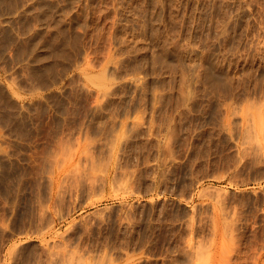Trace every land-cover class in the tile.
I'll use <instances>...</instances> for the list:
<instances>
[{
	"label": "rangeland",
	"instance_id": "374dc122",
	"mask_svg": "<svg viewBox=\"0 0 264 264\" xmlns=\"http://www.w3.org/2000/svg\"><path fill=\"white\" fill-rule=\"evenodd\" d=\"M0 2V264H264V0Z\"/></svg>",
	"mask_w": 264,
	"mask_h": 264
},
{
	"label": "bare ground",
	"instance_id": "6f19581e",
	"mask_svg": "<svg viewBox=\"0 0 264 264\" xmlns=\"http://www.w3.org/2000/svg\"><path fill=\"white\" fill-rule=\"evenodd\" d=\"M6 1H7V0H6ZM72 1H73V0H72ZM244 1H245V0H244ZM15 2H16V1H15ZM36 2H37V1H36ZM60 2H61V1H60ZM60 2H59V3H60ZM66 2H67V1H66ZM75 2H76V1H75ZM225 2H226V1H225ZM0 3H1V2H0ZM5 3H6V2H5ZM24 3H25V2H24ZM147 3H148V2H147ZM250 3H251V2H250ZM12 4H13V3H12ZM17 4H18V3H17ZM72 4H75V3L72 2ZM145 4H146V3H145ZM218 4H219V3H218ZM6 5H7V4H6ZM64 5H65V4H64ZM83 5H84V4H83ZM88 5H89V4H88ZM139 5H140V4H139ZM225 5H226V4H225ZM225 5H224V6H225ZM1 7H2V5H1ZM5 7H7V6H5ZM13 7H15V6H13ZM75 7H76V6H75ZM96 7H97V6H96ZM8 8H9V6H8ZM10 8H11V7H10ZM10 8H9V9H10ZM33 8H34V6H33ZM67 8H68V7H67ZM178 8H180V7H178ZM89 9H90V8H89ZM95 9H96V8H95ZM111 9H112V8H111ZM86 10H87V9H86ZM105 10H106V9H105ZM133 10H134V9H133ZM195 10H196V9H195ZM243 10H244V9H243ZM33 11H34V10H33ZM65 11L67 12V10L64 9V12H65ZM103 11H104V10H103ZM221 11H222V10H221ZM1 12H2V11H1ZM11 12H12V11H11ZM11 12H10V14H11ZM14 12H15V11H14ZM68 12H70V11L68 10ZM96 12H97V11H96ZM4 13H5V12H4ZM8 13H9V12H8ZM12 13H13V12H12ZM45 13H46V12H45ZM86 13H88V12H86ZM112 14H113V13H112ZM220 14H221V13H220ZM11 15H12V14H11ZM33 15H34V14H33ZM65 15H66V13H65ZM65 15H64V16H65ZM98 15H99V14H98ZM154 15H155V14H154ZM13 16H14V15H13ZM34 16H35V15H34ZM45 16H46V15H45ZM66 16H67V15H66ZM68 16H69V15H68ZM76 16H77V15H76ZM86 16H87V15H86ZM149 16H150V15H149ZM149 16H148V17H149ZM151 16H152V15H151ZM151 16H150V17H151ZM162 16H163V15H162ZM181 16H182V15H181ZM140 17H141V16H140ZM150 17H149V18H150ZM159 17H160V16H159ZM225 17H226V16H225ZM37 18H38V17H37ZM63 18H65V17H63ZM75 18H76V17H75ZM83 18H86V17L83 16ZM112 18H113V17H112ZM117 18H118V17H117ZM142 18H143V17H142ZM230 18H231V17H229V19H230ZM32 19H33V18H32ZM35 19H36V18H35ZM61 19H62V18H61ZM61 19H59V20H61ZM70 19H71V18H70ZM99 19H100V18H99ZM179 19H180V18H179ZM218 19H219V18H218ZM229 19H228V20H229ZM246 19H247V18H246ZM15 20H16V19H15ZM15 20H14V21H15ZM51 20H52V19H51ZM153 20H154V19H153ZM190 20H191V19H190ZM226 20H227V19H226ZM228 20H227V21H228ZM254 20H255V19H254ZM48 21H49V20H48ZM150 21H151V20H150ZM162 21H163V20H162ZM164 21H165V20H164ZM171 21H172V20H171ZM175 21H176V20H175ZM215 21H216V20H215ZM222 21H223V20H222ZM62 22H63V20H62ZM113 22H114V21H113ZM224 22H225V21H224ZM229 22H230V21H229ZM6 23H7V22H6ZM64 23H65V22H64ZM68 23H69V22H68ZM86 23H87V22H85V24H86ZM119 23H120V22H119ZM142 23H144V22H142ZM155 23H156V22H155ZM202 23H203V22H202ZM227 23H228V22H227ZM115 24H116V23H115ZM173 24H174V23H173ZM209 24H210V23H209ZM63 25H64V24H63ZM110 25H111V24H110ZM134 25H135V24H134ZM224 25H227V24H224ZM251 25H252V24H251ZM20 26H21V25H20ZM32 26H33V25H32ZM218 26H219V25H218ZM261 26H262V24H261ZM144 27H145V26H144ZM1 28H2V27H1ZM76 28H77V27H76ZM135 28H136V27H135ZM222 28H224V27H222ZM256 28H257V27H256ZM5 29H6V28H5ZM9 29H10V28H9ZM64 29H65V28H64ZM83 29H84V28H83ZM156 29H157V28H156ZM45 30H46V29H45ZM61 30H62V29H61ZM120 30H121V29H120ZM129 30H130V29H129ZM255 30H256V29H255ZM258 30H262V29H259V28H258ZM8 31H9V30H8ZM27 31H28V30H27ZM122 31H123V30H122ZM157 31H158V30H157ZM187 31H188V30H187ZM49 32H50V31H49ZM60 32H61V31H60ZM68 32H69V31H68ZM83 32H84V31H83ZM143 32H144V31H143ZM149 32H150V31H149ZM185 32H186V31H185ZM207 32H208V31H207ZM207 32H206V33H207ZM28 33H29V32H28ZM61 33H62V32H61ZM61 33H59V35H60ZM126 33H127V32H126ZM179 33H180V32H179ZM82 34H83V33H82ZM85 34H86V32H85ZM186 34H187V33H186ZM188 34H189V33H188ZM204 34H205V33H204ZM48 35H49V34H48ZM61 35H62V34H61ZM116 35H117V34H116ZM120 35H121V34H120ZM57 36H58V35H57ZM121 36H122V35H121ZM180 36H181V35H180ZM217 36H218V35H217ZM225 36H226V35H225ZM241 36H242V35H241ZM22 37H23V36H22ZM32 37H33V36H32ZM55 37H56V35H55ZM82 37H83V36H82ZM85 37H86V36H85ZM128 37H129V36H128ZM149 37H150V36H149ZM24 38H25V37H24ZM61 38H62V37H61ZM61 38H60V39H61ZM87 38H88V37H87ZM95 38H96V37H95ZM28 39H29V37H28ZM32 39H33V38H32ZM50 39H51V38H50ZM144 39H145V38H144ZM146 39H147V38H146ZM0 40H1V39H0ZM2 40H3V39H2ZM47 40H48V39H47ZM70 40H71V39H70ZM122 40H123V38H122ZM257 40H258V39H257ZM6 41H7V39H6ZM9 41H10V40H9ZM25 41H26V40H25ZM27 41H28V40H27ZM35 41H36V40H35ZM50 41H51V40H50ZM78 41H79V40H78ZM95 41H96V39H95ZM99 41H100V40H99ZM201 41H202V40H201ZM52 42H53V41H52ZM81 42H82V41H81ZM122 42H123V41H122ZM204 42H205V41H204ZM26 43H27V42H26ZM32 43H33V42H32ZM59 43H60V42H59ZM247 43H248V42H247ZM1 44H2V43H1ZM1 44H0V45H1ZM5 44H6V43H5ZM36 44H37V43H36ZM60 44H61V43H60ZM86 44H87V43H86ZM190 44H191V43H190ZM12 45H13V44H12ZM37 45H38V44H37ZM83 45H84V44H83ZM87 45H88V44H87ZM242 45H244V44H242ZM257 45H258V44H257ZM262 45H264V44H261L260 46H262ZM54 46H55V45H54ZM99 46H100V45H99ZM112 46H113V45H112ZM128 46H129V45H128ZM139 46H140V45H139ZM192 46H193V45H192ZM238 46H239V45H238ZM251 46H252V45H251ZM251 46H250V48H251ZM255 46H256V45H255ZM4 47H5V45H4ZM12 47H13V46H12ZM90 47H91V46H90ZM108 47H109V46H108ZM129 47H130V46H129ZM136 47H137V46H136ZM136 47H134V48H136ZM213 47H214V46H213ZM246 47H248V46H246ZM257 47H258V46H257ZM34 48H35V47H34ZM60 48H61V47H60ZM134 48H133V49H134ZM153 48H154V47H153ZM193 48H194V47H193ZM197 48H198V47H197ZM200 48H201V47H200ZM258 48H259V47H258ZM107 49H108V48H107ZM203 49H204V46H203ZM205 49H206V48H205ZM236 49H237V48H236ZM241 49H242V48H241ZM245 49H246V48H245ZM1 50H2V49H1ZM83 50H84V49H83ZM96 50H97V49H96ZM124 50H126V49H124ZM145 50H146V49H145ZM199 50H200V49H199ZM251 50H252V49H251ZM8 51H9V50H8ZM10 51H11V50H10ZM182 51H183V50H182ZM193 51H194V50H193ZM234 51H235V50H234ZM238 51H239V49H238ZM242 51H244V50H242ZM242 51H240V52H242ZM245 51H246V50H245ZM3 52H5V51H3ZM79 52H80V51H79ZM144 52H145V51H144ZM168 52H169V51H168ZM197 52H198V51H197ZM202 52L204 53V51H202ZM254 52H256V51L254 50ZM261 52H262V51H261ZM63 53H64V52H62V54H63ZM67 53H68V52H67ZM88 53H89V52H88ZM107 53L109 54V52H107ZM120 53H121V52H120ZM156 53H157V52H156ZM207 53H208V52H207ZM217 53H218V52H217ZM242 53H243V52H242ZM1 54H2V53H1ZM84 54H85V53H84ZM97 54H98V53H97ZM129 54H131V53H129ZM136 54H137V53H136ZM163 54H164V53H163ZM182 54H183V53H182ZM194 54H195V53H194ZM200 54H201V52H200ZM213 54H214V53H213ZM262 54H264V53H262ZM37 55H38V54H37ZM65 55H66V53H65ZM67 55H68V54H67ZM74 55H75V54H74ZM85 55L87 56V54H85ZM134 55H135V54H134ZM160 55H161V54H160ZM217 55H218V54H217ZM260 55H261V54H260ZM4 56H5V55H4ZM68 56H69V55H68ZM79 56H80V54H79ZM83 56H84V55H83ZM108 56H109V55H108ZM128 56H129V55H128ZM168 56H169V55H168ZM181 56H182V55H181ZM28 57H29V56H28ZM80 57H82V54H81ZM84 57H85V56H84ZM84 57H83V58H84ZM87 57H88V56H87ZM144 57H145V56H144ZM22 58H23V57H22ZM42 58H43V57H42ZM128 58H129V57H128ZM140 58H141V57H140ZM159 58H160V56H159ZM222 58H223V57H222ZM249 58H250V57H249ZM39 59H41V58L39 57ZM63 59H64V58H63ZM74 59H75V58H74ZM85 59H86V58H85ZM89 59H90V58H89ZM135 59H136V58H135ZM156 59H157V58H156ZM184 59H185V58H184ZM193 59H194V58H193ZM253 59H254V58H253ZM43 60H44V59H43ZM66 60H67V59H66ZM77 60H78V59H77ZM132 60H133V59H132ZM138 60H139V59H138ZM182 60H183V59H182ZM203 60H204V59H203ZM214 60H215V59H214ZM242 60H243V59H242ZM260 60H261V59H260ZM37 61H38V60H37ZM73 61H74V60H73ZM85 61H86V60H85ZM98 61H99V60H98ZM136 61H137V60H136ZM208 61H210V60H208ZM248 61H249V60H248ZM250 61H251V60H250ZM253 61H254V60H253ZM257 61H258V60H257ZM12 62H13V61H12ZM20 62H21V61H20ZM43 62H44V61H43ZM79 62H80V61H79ZM81 62H82V60H81ZM81 62H80V63H81ZM121 62H122V61H121ZM192 62H193V61H192ZM199 62H201V61H199ZM199 62H197V63H199ZM212 62H213V61H212ZM239 62H240V61H239ZM244 62H245V61H244ZM14 63H15V62H14ZM22 63H23V62H22ZM74 63H75V62H74ZM76 63H78V61H77ZM92 63H93V62H92ZM104 63H105V62H104ZM112 63H113V62H112ZM126 63H127V62H126ZM133 63H134V62H133ZM138 63H139V62H138ZM208 63H209V62H208ZM230 63H231V62H230ZM250 63H251V62H250ZM82 64H83V62H82ZM88 64H90V63H88ZM88 64H87V67L89 66ZM96 64H97V63H96ZM123 64H124V63H123ZM134 64H135V63H134ZM169 64H170V62H169ZM186 64H187V63H186ZM218 64H219V63H217V65H218ZM247 64H248V63H247ZM73 65H74V64H73ZM78 65H79V64H78ZM85 65H86V64H85ZM85 65H84V66H85ZM91 65H92V64H90V66H91ZM102 65H103V64H102ZM106 65H107V64H106ZM124 65H125V64H124ZM166 65H167V64H166ZM174 65H175V64H174ZM180 65H181V64H180ZM184 65H185V64H184ZM184 65H183V66H184ZM205 65H206V64H205ZM215 65H216V63H215ZM220 65H221V64H220ZM236 65H237V64H236ZM75 66H76V64H75ZM96 66H97V65H96ZM130 66H131V65H130ZM188 66H189V65H188ZM193 66H194V65H193ZM196 66H197V65H196ZM251 66H252V65H251ZM52 67H53V66H52ZM100 67H101V66H100ZM102 67H103V66H102ZM135 67H136V66H135ZM141 67H142V66H141ZM141 67H140V68H141ZM191 67H192V66H191ZM199 67H200V66H199ZM221 67H222V66H221ZM224 67H225V66H224ZM16 68H17V67H16ZM71 68H73V67H71ZM77 68H78V67H77ZM83 68H84V67H83ZM83 68H82V69H83ZM182 68H184V67H182ZM200 68H201V67H200ZM214 68H216V67H214ZM51 69H52V68H51ZM74 69H76V68H74ZM79 69H80V68H79ZM79 69H78V70H79ZM82 69H80V70H82ZM101 69H102V68H101ZM106 69H107V68H106ZM110 69H111V68H110ZM175 69H176V68H175ZM201 69H202V68H201ZM207 69H209V68H207ZM231 69H232V68H231ZM127 70H128V69H127ZM137 70H138V69H137ZM187 70H188V69H187ZM82 71H83V70H82ZM101 71H102V70H101ZM133 71H134V70H133ZM135 71H136V70H135ZM135 71H134V72H135ZM140 71H141V70H140ZM140 71H139V72H140ZM238 71H239V70H238ZM244 71H245V70H244ZM6 72H7V71H6ZM62 72H63V71H62ZM103 72H104V70H103ZM183 72H185V71H183ZM187 72H188V71H187ZM196 72H197V71H196ZM196 72H195V73H196ZM201 72H202V71H201ZM109 73H110V72H109ZM111 73H112V72H111ZM129 73H130V72H129ZM135 73H136V72H135ZM185 73H186V72H185ZM234 73H235V72H234ZM84 74H85V73H84ZM84 74H83V76H84ZM102 74L104 75V73H101L100 75H102ZM130 74H131V73H130ZM130 74H129V76H130ZM155 74H156V73H155ZM196 74H197V73H196ZM207 74H208V73H207ZM216 74H217V73H216ZM216 74H215V75H216ZM239 74H240V73H239ZM248 74H249V73H248ZM96 75H97V74H96ZM96 75H92V77H93V76H96ZM100 75L98 76L99 78H100ZM103 75H102L101 78H103ZM117 75H118V74H117ZM127 75H128V74H127ZM172 75H173V74H172ZM90 76H91V75H90ZM141 76H142V75H141ZM146 76H147V75H146ZM173 76H174V75H173ZM182 76H183V75H182ZM182 76H181V77H182ZM199 76H201V75H199ZM212 76H213V75L211 74V77H212ZM239 76H240V75H239ZM239 76H238V77H239ZM243 76H244V75H243ZM78 77H79V76H78ZM85 77H87V76H85ZM105 77H106V75H105ZM123 77H124V75H123ZM211 77H210V78H211ZM225 77H226V76H225ZM10 78H11V77H10ZM101 78H100V79H101ZM108 78H109V77H108ZM135 78H136V77H135ZM145 78H146V77H145ZM186 78H187V77H186ZM196 78H197V76H196ZM231 78H232V77H231ZM235 78H236V77H235ZM239 78H240V80H241V77H239ZM253 78H254V77H253ZM50 79H51V78H50ZM69 79H70V78H69ZM110 79H112V78H110ZM118 79H119V78H118ZM157 79H159V78H157ZM199 79H200V78H199ZM212 79H214V78H212ZM237 79H238V78H237ZM237 79H236V80H237ZM24 80H25V79H24ZM86 80H87V79H86ZM102 80H103V79H102ZM164 80H165V79H164ZM191 80H192V79H191ZM214 80H215V79H214ZM227 80H228V79H227ZM234 80H235V79H234ZM240 80H239V81H240ZM247 80H248V79H247ZM261 80H262V79H261ZM33 81H34V80H33ZM100 81H101V80H100ZM115 81H116V80H115ZM131 81H132V80H131ZM140 81H141V80H140ZM185 81H186V80H185ZM193 81H194V79H193ZM197 81H198V80H197ZM212 81H213V80H212ZM217 81H218V80H217ZM248 81H249V80H248ZM27 82H28V81H27ZM44 82H45V80H44ZM75 82H76V81H75ZM80 82H82V81H80ZM105 82H107V81H105ZM138 82H139V81H138ZM164 82H165V81H164ZM186 82H187V81H186ZM186 82H185V83H186ZM195 82H196V80H195ZM198 82H199V81H198ZM20 83H21V82H20ZM25 83H26V82H25ZM122 83H123V82H122ZM188 83H189V82H188ZM193 83H194V82H193ZM216 83H217V82H216ZM225 83H226V82H225ZM230 83H231V82H230ZM77 84H78V83H77ZM131 84H132V83H131ZM139 84H140V83H139ZM218 84H219V83H218ZM228 84H229V83H228ZM235 84H236V83H235ZM242 84H243V83H242ZM69 85H70V84H69ZM80 85H81V84H80ZM83 85H84V84H82V86H83ZM123 85H124V83H123ZM161 85H162V84H161ZM187 85H189V84H187ZM194 85H195V83H194ZM196 85H197V84H196ZM223 85H224V84H223ZM24 86H25V85H24ZM31 86H32V85H31ZM36 86H37V85H36ZM45 86H46V85H45ZM82 86H81V87H82ZM104 86H105V85H104ZM118 86H119V85H118ZM189 86H190V85H189ZM216 86H217V85H216ZM229 86H230V85H229ZM50 87H51V86H50ZM76 87H77V86H76ZM111 87H112V86H111ZM125 87H126V86H125ZM125 87H124V88H125ZM133 87H134V86H133ZM160 87H161V86H160ZM185 87H186V86H185ZM205 87H206V86H205ZM205 87H204V88H205ZM211 87H212V86H211ZM218 87H219V86H218ZM239 87H240V86H239ZM33 88H34V87H33ZM124 88H122V89H124ZM126 88H127V87H126ZM129 88H130V87H129ZM193 88H194V87H193ZM212 88H213V87H212ZM35 89L38 90L37 88H35ZM72 89H73V88H72ZM84 89H85V88H84ZM104 89H105V88H104ZM109 89H110V88H109ZM109 89H108V90H109ZM149 89L151 90V88H149ZM160 89H161V88H160ZM187 89H188V88H187ZM196 89H197V88H196ZM220 89H221V88H220ZM222 89H223V88H222ZM225 89H226V88H225ZM241 89H242V87H241ZM63 90H64V89H63ZM80 90H82V89L80 88ZM106 90H107V89H106ZM166 90H167V89H166ZM188 90H189V89H188ZM190 90H191V89H190ZM218 90H219V88H218ZM226 90H227V89H226ZM12 91H13V90H12ZM57 91H58V90H57ZM85 91H86V90H85ZM91 91H92V90H91ZM114 91H115V90H114ZM137 91H138V90H137ZM238 91H240V90H238ZM86 92H87V91H86ZM105 92H106V91H105ZM108 92H109V91H108ZM151 92H152V91H151ZM158 92H159V91H158ZM189 92H190V91H189ZM209 92H210V91H209ZM228 92H229V91H228ZM32 93H33V92H32ZM72 93H74V92H72ZM72 93H71V94H72ZM88 93H89V92H88ZM119 93H120V92H119ZM124 93H125V92H124ZM129 93H130V92H129ZM131 93H132V92H131ZM156 93H157V92H156ZM168 93H169V92H168ZM187 93H188V92H187ZM193 93H195V92H193ZM193 93H191V94H193ZM207 93H208V92H207ZM219 93H220V91H219ZM13 94H14V93H13ZM101 94H102V93H101ZM125 94H126V93H125ZM160 94H161V93H160ZM191 94H190V95H191ZM196 94H197V93H196ZM228 94H229V93H228ZM236 94H238V93H236ZM103 95H104V94H103ZM126 95H127V94H126ZM129 95H130V94H129ZM138 95H139V94H138ZM144 95H145V94H144ZM205 95H206V94H205ZM219 95H220V94H219ZM2 96H3V95H2ZM83 96H84V95H83ZM100 96H101V95H100ZM100 96H99V97H100ZM107 96H108V95H107ZM165 96H166V95H165ZM191 96H192V95H191ZM207 96H208V95H207ZM224 96H225V95H224ZM224 96H223V97H224ZM7 97H9V96H7ZM68 97H69V96H68ZM102 97H103V96H102ZM153 97H154V95H153ZM226 97H227V96H226ZM253 97H254V96H253ZM75 98H76V97H75ZM119 98H120V97H119ZM197 98H198V97H197ZM221 98H222V97H221ZM241 98H242V97H241ZM245 98H246V97H245ZM245 98H244V99H245ZM249 98H250V97H249ZM249 98H248V99H249ZM251 98H252V97H251ZM254 98H257V97H254ZM254 98H253V99H254ZM102 99H103V98H102ZM142 99H143V98H142ZM154 99H155V98H154ZM183 99H184V98H183ZM187 99H188V98H187ZM228 99H229V98H228ZM244 99H242V100H244ZM258 99L260 100V98H258ZM11 100H12V99H11ZM150 100H151V99H150ZM197 100H198V99H197ZM217 100H218V99H217ZM224 100H226V98H225ZM229 100H230V99H229ZM229 100H228V101H229ZM249 100H250V99H249ZM261 100H262V99H261ZM12 101H13V100H12ZM96 101H97V100H96ZM141 101H142V100H141ZM203 101H204V100H203ZM212 101H213V99H212ZM226 101H227V100H226ZM246 101H247V100H246ZM246 101H245V102H246ZM250 101H251V100H250ZM253 101H254V100H253ZM101 102H102V101H101ZM247 102H248V101H247ZM254 102H255V101H254ZM258 102H259V101H257V103H258ZM262 102H264V101H262ZM262 102H261V103H262ZM0 103H1V102H0ZM3 103H4V102H3ZM7 103H8V101H7ZM188 103H189V102H188ZM127 104H128V103H127ZM131 104H132V103H131ZM135 104H136V103H135ZM165 104H166V103H165ZM1 105H2V104H1ZM4 105H5V104H4ZM10 105H11V104H10ZM10 105H9V106H10ZM27 105H28V104H27ZM30 105H31V104H30ZM97 105H98V104H97ZM123 105H124V104H123ZM136 105H137V104H136ZM153 105H154V104H153ZM187 105H188V104H187ZM248 105H249V104H248ZM250 105H251V103H250ZM250 105H249V107H250ZM262 105H264V104H262ZM262 105L259 107V105L257 104V107L259 108V110H260L261 107H264V106H262ZM41 106H42V105H41ZM94 106H95V105H94ZM128 106H129V105H128ZM147 106H148V105H147ZM160 106H161V105H160ZM217 106H218V105H217ZM220 106H221V105H220ZM223 106H224V104H223ZM226 106H228V105H226ZM246 106H247V105H245V107H246ZM251 106H254V104L251 105ZM255 106H256V105H255ZM20 107H21V106H20ZM52 107H53V106H52ZM120 107H121V106H120ZM125 107H126V106H125ZM142 107H143V105H142ZM224 107H225V106H224ZM2 108H3V107H2ZM6 108H7V107H6ZM12 108H13V106H12ZM18 108H19V107H18ZM91 108H92V107H91ZM129 108H130V107H129ZM158 108H159V107H158ZM174 108H175V107H174ZM213 108H214V107H213ZM240 108H242V106H241ZM252 108H253V107H252ZM252 108L250 107L249 109L251 110ZM23 109H24V106H23ZM102 109H103V108H102ZM135 109H136V108H135ZM220 109H221V108H220ZM222 109H223V108H222ZM246 109H247V108H246ZM255 109H256V107H255ZM261 109H262V108H261ZM10 110H11V109H10ZM34 110H35V109H34ZM125 110H126V109H125ZM164 110H165V109H164ZM169 110H170V108H169ZM250 110H249V111H250ZM252 110H253V109H252ZM256 110H257V109H256ZM256 110H253V111H255V112L259 111V110H257V111H256ZM135 111H136V110H135ZM167 111H168V110H167ZM187 111H188V110H187ZM193 111H194V110H193ZM210 111H211V110H210ZM215 111H216V110H215ZM220 111L222 112L223 110H220ZM220 111H219V112H220ZM241 111H242V110H241ZM247 111H248V109L246 110V113H247ZM253 111H252V112H253ZM3 112H4V111H3ZM18 112H19V111H18ZM113 112H114V111H113ZM199 112H200V111H199ZM221 112H220V113H221ZM20 113H21V112H20ZM52 113H53V112H52ZM100 113H101V112H100ZM124 113H126V112H124ZM189 113H190V112H189ZM230 113H231V112H230ZM248 113H249V112H248ZM248 113H247V114H248ZM257 113H258V112H257ZM34 114H35V113H34ZM112 114H113V113H112ZM178 114H179V113H178ZM224 114H225V113H224ZM224 114H223V115H224ZM243 114H244V113H243ZM250 114H251V112H250ZM250 114H248L247 117H248ZM127 115H128V114H127ZM168 115H169V114H168ZM202 115H203V114H202ZM219 115H220V114H219ZM221 115H222V114H221ZM225 115H226V114H225ZM240 115H242V113H241ZM253 115H254V112H253ZM3 116H4V114H3ZM5 116H6V114H5ZM5 116H4V117H5ZM9 116H10V115H9ZM39 116H40V115H39ZM115 116H116V115H115ZM229 116H230V115H229ZM256 116H257V115H256ZM7 117H8V116H7ZM32 117H33V116H32ZM40 117H41V116H40ZM109 117H110V116H109ZM127 117H128V116H127ZM208 117H209V116H208ZM221 117H222V116H221ZM245 117H246V115H245ZM249 117H250V116H249ZM254 117H255V116H254ZM2 118H3V117H2ZM96 118H97V117H96ZM102 118H103V117H102ZM123 118H125V117H123ZM177 118H178V117H177ZM211 118H212V117H211ZM231 118H233V117H231ZM242 118H243V117H242ZM257 118H258V116L256 117V119H257ZM32 119H33V118H32ZM71 119H73V118H71ZM71 119H70V120H71ZM109 119H110V118H109ZM116 119H117V118H116ZM135 119H136V117H135ZM137 119H138V118H137ZM137 119H136V120H137ZM140 119H141V118L139 117L138 120H140ZM199 119H200V118H199ZM221 119H222V118H221ZM228 119H229V118H228ZM235 119H236V118H235ZM39 120H40V119H39ZM157 120H158V119H157ZM175 120H176V119H175ZM192 120H193V119H192ZM223 120H224V119H223ZM245 120H246V119H245ZM247 120H248V119H247ZM257 120H258V119H257ZM113 121H114V120H113ZM130 121H131V120H130ZM132 121H133V120H132ZM140 121H141V120H140ZM163 121H164V120H163ZM242 121H243V120H242ZM260 121H261V120H260ZM4 122H5V121H4ZM68 122H69V121H68ZM119 122H120V121H119ZM146 122H147V121H146ZM197 122H199V121H197ZM214 122H215V121H214ZM232 122H233V121H232ZM235 122H236V121H235ZM243 122H244V121H243ZM246 122H247V121H246ZM251 122H253V120H251ZM52 123H53V121H52ZM80 123H81V122H80ZM82 123H83V122H82ZM168 123H169V122H168ZM247 123H248V122H247ZM255 123H256V121H254V124H255ZM5 124H6V123H5ZM15 124H16V123H15ZM54 124H55V123H54ZM126 124H127V123H126ZM149 124H150V123H149ZM158 124H159V123H158ZM194 124H196V123L194 122ZM209 124H210V123H209ZM251 124H253V123H251ZM254 124H253V125H254ZM108 125H109V124H108ZM141 125H142V124H141ZM175 125H176V124H175ZM191 125H192V124H191ZM191 125H190V126H191ZM206 125H207V124H206ZM216 125H217V124H216ZM239 125H241V123H240ZM245 125H246V127H247V124H246V123H245ZM248 125H249V124H248ZM261 125H262V124H261ZM16 126H17V125H16ZM110 126H111V125H110ZM118 126H119V125H118ZM135 126H136V123H135ZM137 126H138V125H137ZM197 126H198V125H197ZM237 126H238V124H237ZM11 127H12V126H11ZM123 127H124V126H123ZM125 127H126V126H125ZM167 127H168V126H167ZM181 127H182V126H181ZM204 127H205V126H204ZM209 127H210V126H209ZM213 127H214V126H213ZM223 127H224V126H223ZM230 127H231V126H230ZM248 127H249V126H248ZM248 127H247V128H248ZM254 127H255V129H256V124H255ZM254 127H251V126H250L249 128H254ZM261 127H264V126H261ZM132 128H133V127H132ZM139 128H140V127H139ZM149 128H150V127H149ZM192 128H193V127H192ZM219 128H220V127H219ZM240 128H242V127L240 126ZM22 129H23V128H22ZM84 129H85V128H84ZM117 129H118V128H117ZM146 129H148V128L146 127ZM168 129H169V128H168ZM195 129H196V128H195ZM236 129H237V128H236ZM238 129H239V128H238ZM81 130H82V129H81ZM138 130H139V129H138ZM198 130H200V129H198ZM218 130H219V129H218ZM230 130H231V129H230ZM230 130H229V131H230ZM239 130H240V129H239ZM246 130H247V129H246ZM250 130H251V129H250ZM259 130H262V129L259 127ZM20 131H21V130H20ZM129 131H130V130H129ZM131 131H132V133H133V130H132V129H131ZM144 131H145V130H144ZM153 131H154V130H153ZM213 131H214V130H213ZM224 131H225V130H224ZM224 131H223V132H224ZM237 131H238V130H237ZM243 131H244V130H243ZM255 131H256V130H255ZM255 131L253 130V133H254ZM262 131H264V130H262ZM124 132H125V131H124ZM124 132H121V134L123 135ZM149 132H150V131H149ZM221 132H222V131H221ZM244 132H245V131H244ZM247 132H249V131H247ZM247 132L244 133V135H243L244 137L246 136L245 134H247ZM251 132H252V131H251ZM17 133H18V132H17ZM116 133H117V132H116ZM129 133H131V132H128V134H129ZM157 133H158V132H157ZM170 133H171V132H170ZM242 133H243V132H242ZM19 134H20V133H19ZM21 134H22V133H21ZM154 134H155V133H154ZM216 134H217V133H216ZM230 134H231V136H232V132H231ZM234 134H236V133H234ZM248 134H249V133H248ZM254 134H255V133H254ZM114 135H115V134H114ZM114 135H113V136H114ZM122 135H121V136H122ZM156 135H157V134H156ZM160 135H161V134H160ZM192 135H193V134H192ZM217 135H218V134H217ZM221 135H222V134H221ZM250 135H251V134H250ZM252 135H253V134H252ZM252 135H251V136H252ZM260 135H261V134H260ZM84 136H85V135H84ZM113 136H112V137H113ZM124 136H125V135H124ZM137 136H138V135H137ZM143 136H144V135H143ZM177 136H178V135H177ZM224 136H225V135H224ZM262 136H264V134H262ZM262 136H261V137H262ZM128 137H129V136H128ZM209 137H210V136H209ZM246 137H247V136H246ZM252 137L254 138V136H252ZM101 138H102V137H101ZM132 138H133V137H132ZM147 138H148V137H147ZM204 138H205V137H204ZM234 138H235V137H234ZM253 138H252V139H253ZM110 139H112V138H110ZM122 139H123V138H122ZM135 139H136V138H135ZM148 139H150V138H148ZM157 139H158V138H157ZM205 139H206V138H205ZM216 139H217V138H216ZM244 139H246V138H244ZM252 139H251V141L253 142ZM255 139H256V138H255ZM255 139H254V142H255ZM261 139H262V138H261ZM4 140H5V139H4ZM21 140H22V139H21ZM86 140H87V139H86ZM101 140H102V139H101ZM126 140H127V139H126ZM137 140H138V139H137ZM175 140H176V139H175ZM197 140H198V139H197ZM211 140H212V139H211ZM230 140H232V139H230ZM247 140H248V139H247ZM247 140H245V141H246L245 143H247ZM256 140H257V139H256ZM12 141H13V140H12ZM55 141H56V140H55ZM72 141H73V140H72ZM82 141H83V140H82ZM82 141H81V142H82ZM89 141H90V140H89ZM123 141H124V140H123ZM123 141H122V142H123ZM166 141H167V140H166ZM168 141H169V139H168ZM220 141H221V140H220ZM53 142H54V141H53ZM60 142H61V141H60ZM60 142H58V143H60ZM78 142H79V141H78ZM85 142H86V141H85ZM104 142H105V141H104ZM145 142H146V141H145ZM149 142H150V141H149ZM198 142H199V141H198ZM243 142H244V141H243ZM16 143H17V142H16ZM18 143H19V142H18ZM26 143H27V142H26ZM55 143H57V142H55ZM58 143H57L56 145H60V144H61V143H60V144H58ZM75 143H76V141H75ZM88 143H89V142H88ZM105 143H106V142H105ZM109 143H111V142L109 141ZM158 143H159V142H158ZM160 143H161V141H160ZM231 143H233V142H231ZM52 144H53V143H52ZM112 144H114V143H112ZM120 144H121V142H120ZM209 144H210V143H209ZM217 144H218V143H217ZM252 144H253V143H252ZM254 144H255V143H254ZM9 145H10V144H9ZM11 145H13V144H11ZM73 145H74V143H73ZM90 145H91V143H90ZM130 145H131V144H130ZM158 145H159V144H158ZM158 145H157V146H158ZM53 146H54V145H53ZM53 146H52V147H53ZM85 146H86V144H85ZM95 146H96V145H95ZM135 146H136V145H135ZM141 146H142V145H141ZM197 146H198V145H197ZM242 146H243V145H242ZM245 146H247V145H245ZM248 146H249V145H248ZM252 146H253V145H252ZM46 147H47V146H46ZM72 147H73V146H72ZM72 147H71V148H72ZM75 147H77V146H75ZM88 147H89V146H88ZM113 147H114V146H113ZM163 147H165V146H163ZM216 147H217V146H216ZM253 147H254V146H253ZM66 148H67V147H66ZM66 148H65V149H66ZM85 148H86V147H85ZM101 148H102V147H101ZM107 148H108V147H107ZM149 148H150V147H149ZM244 148H245V147H244ZM250 148H251V147H250ZM250 148H249V149H250ZM4 149H5V148H4ZM59 149H60V148H59ZM69 149H70V148H69ZM128 149H130V148H128ZM136 149H137V148H136ZM166 149H167V147H166ZM257 149H258V148H257ZM259 149H260V148H259ZM5 150H6V149H5ZM72 150H75V149L73 148ZM72 150H71V152H73ZM85 150H87V148H86ZM142 150H143V149H142ZM149 150H150V149H149ZM211 150H212V149H211ZM234 150H235V149H234ZM250 150L252 151L253 149L251 148ZM250 150H249V151H250ZM262 150H264V149H262ZM2 151H3V150H2ZM61 151H62V150H61ZM66 151H67V150H66ZM69 151H70V150H69ZM109 151H110V150H109ZM120 151H121V150H120ZM122 151H123V150H122ZM162 151H163V150H162ZM172 151H173V150H172ZM176 151H177V150H176ZM218 151H219V150H218ZM235 151H236V150H235ZM235 151H234V152H235ZM245 151H246V149H245ZM245 151H244V152H245ZM106 152H107V150H106ZM167 152H168V151H167ZM167 152H166V153H167ZM203 152H204V151H203ZM209 152H210V151H209ZM219 152H220V151H219ZM219 152H218V153H219ZM242 152H243V151H242ZM253 152H255V151H253ZM258 152H259V150H257V153H258ZM67 153L69 154L68 151H67ZM132 153H133V152H132ZM139 153H140V152H139ZM139 153H137V154H139ZM164 153H165V152H164ZM172 153H173V152H172ZM187 153H188V152H187ZM221 153H222V152H221ZM257 153H256V154H257ZM64 154H66V153H64ZM68 154H67V155H68ZM74 154H75V153H74ZM99 154H100V153H99ZM106 154H107V153H106ZM110 154H111V152H110ZM127 154H128V153H127ZM149 154H150V153H149ZM159 154H160V153H159ZM161 154H162V153H161ZM209 154H210V153H209ZM213 154H214V153H213ZM234 154H235V153H234ZM50 155H51V154H50ZM71 155H72V154H71ZM118 155H120V154H118ZM125 155H126V154H125ZM135 155H136V154H135ZM144 155H145V154H144ZM163 155H164V154H163ZM168 155H170V154H168ZM241 155H242V154H241ZM247 155H249V154L247 153ZM247 155L245 154V156H247ZM52 156H53V155H52ZM62 156H63V155H62ZM64 156H65V155H64ZM91 156H92V155H91ZM105 156H106V155H105ZM214 156H215V155H214ZM245 156H243V157H245ZM254 156H255V154H254ZM259 156H260V155H259ZM43 157H44V156H43ZM55 157H57V155H56ZM66 157H67V156H66ZM70 157H71V156H70ZM128 157H129V156H128ZM136 157H137V156H136ZM140 157H141V156H140ZM146 157H147V156H146ZM155 157H156V156H155ZM162 157H163V156H162ZM219 157H220V156H219ZM237 157H238V156H237ZM240 157H241V156H240ZM257 157H258V155H257ZM44 158H46V156H45ZM47 158H48V154H47ZM47 158H46V159H47ZM57 158H58V157H57ZM90 158H91V157H90ZM152 158H153V157H152ZM159 158H160V157H159ZM167 158H169V157H167ZM52 159H53V158H52ZM78 159H79V158H78ZM85 159H86V158H85ZM211 159H212V158H211ZM224 159H225V158H224ZM259 159H260V158H259ZM262 159H264V158H262ZM55 160H56V159H55ZM61 160H62V159H61ZM63 160H64V158H63ZM91 160H92V159H91ZM93 160H94V159H93ZM93 160H92V161H93ZM146 160H147V159H146ZM227 160H228V159H227ZM53 161H54V160H53ZM56 161H57V160H56ZM59 161H60V160H58L57 162H59ZM117 161H118V160H117ZM137 161H138V160H137ZM154 161H155V160H154ZM163 161H164V160H163ZM163 161H162V162H163ZM186 161H187V160H186ZM208 161H209V160H208ZM210 161H211V160H210ZM17 162H18V161H17ZM47 162H48V161H47ZM77 162L79 163V161H77ZM160 162H161V160H160ZM170 162H171V161H170ZM206 162H207V161H206ZM37 163H38V162H37ZM44 163H45V162H44ZM52 163H53V162H52ZM62 163H63V161H62ZM91 163H93V162H91ZM101 163H102V162L100 161V164H101ZM122 163H123V162H122ZM148 163H149V162H148ZM163 163H164V162H163ZM166 163H167V162H166ZM181 163H182V162H181ZM38 164H39V163H38ZM50 164H51V163H50ZM102 164H103V163H102ZM117 164H118V163H117ZM141 164H142V163H141ZM143 164H144V163H143ZM143 164H142V165H143ZM229 164H230V163H229ZM1 165H2V164H1ZM1 165H0V166H1ZM52 165H54V163H53ZM57 165H58V164H57ZM76 165H77V164H76ZM93 165L95 166V164H93ZM93 165H92V166H93ZM98 165H99V164H98ZM162 165H163V164H162ZM58 166H59V165H58ZM74 166H75V165H74ZM74 166H73V168H74ZM80 166H81V165H80ZM85 166H86V165H85ZM85 166H84V168H85ZM104 166H105V165H104ZM171 166H172V165H171ZM43 167H45V165H44ZM43 167H42V168H43ZM82 167H83V166H82ZM97 167H98V166H97ZM97 167H96V168H97ZM101 167H103V165H102ZM160 167H161V166H160ZM160 167H159V168H160ZM0 168H1V167H0ZM16 168H17V167H16ZM56 168L59 169V167H56ZM76 168H77V167H76ZM76 168H75V169H76ZM78 168H79V167H78ZM80 168H81V167H80ZM98 168H99V171H100V167H98ZM104 168H105V167H104ZM116 168H117V167H116ZM178 168H179V167H178ZM198 168H200V167H198ZM6 169H7V168H6ZM47 169H48V167H47ZM81 169H82V168H81ZM85 169H86V168H85ZM91 169H92V168H91ZM94 169H95V168H94ZM102 169H103V168H101V170H102ZM134 169H135V168H134ZM139 169H140V168H139ZM149 169H150V168H149ZM184 169H185V168H184ZM205 169H206V168H205ZM221 169H222V168H221ZM44 170H45V169H44ZM44 170L42 169V171H44ZM49 170H50V169H49ZM49 170H48V172H49ZM73 170H74V169H72V171H73ZM88 170H89V169H88ZM105 170H106V169H105ZM122 170H123V169H122ZM128 170H129V169H128ZM131 170H132V169H131ZM147 170H148V169H147ZM151 170H152V169H151ZM181 170H182V169H181ZM1 171H2V170H1ZM7 171H8V170H7ZM51 171H52V170H51ZM56 171H57V170H56ZM72 171H69V172L71 173ZM79 171H80V170H79ZM79 171H77V169H76V172L79 173ZM86 171H87V170H86ZM103 171H104V170H103ZM120 171H121V170H120ZM123 171H124V170H123ZM123 171H122V172H123ZM160 171H161V169H160ZM160 171H159V172H160ZM221 171H222V170H221ZM221 171H220V172H221ZM228 171H229V170H228ZM59 172H62V171L59 170ZM69 172H68V173H69ZM90 172H91V171H90ZM92 172H93V170H92ZM127 172H129V171H127ZM134 172H136V171H134ZM137 172H138V171H137ZM145 172H146V171H145ZM213 172H214V171H213ZM226 172H227V171H226ZM8 173H9V172H8ZM37 173H38V172H37ZM44 173H45V172H44ZM49 173H50V172H49ZM54 173H55V172H54ZM68 173H67V174H68ZM70 173H69V174H70ZM74 173H75V172H73V174H74ZM83 173H84V171H83ZM99 173H102V172H99ZM119 173H120V172H119ZM131 173H132V172H131ZM161 173H164V172H161ZM198 173H199V172H198ZM59 174H60V173H59ZM71 174H72V173H71ZM86 174H88V171H87ZM90 174H91V173H90ZM90 174H88V176H89ZM96 174H98V172H97ZM122 174H123V173H122ZM134 174H135V173H134ZM138 174H140V173H138ZM164 174H165V173H164ZM164 174H163V175H164ZM166 174H167V173H166ZM205 174H206V173H205ZM209 174H210V173H209ZM4 175H5V174H4ZM52 175H53V174H52ZM74 175H75V174H74ZM74 175H71V176L74 177ZM81 175H82V174H81ZM127 175H128V174H127ZM64 176L66 177L67 175H63V176H61V177L63 178V180H65V179H64ZM68 176H69V175H68ZM82 176H83V175H82ZM85 176H86V175H85ZM90 176H91V175H90ZM98 176H99V175H98ZM145 176H146V175H145ZM145 176H144V177H145ZM185 176H186V175H185ZM195 176H196V175H195ZM50 177H51V176H50ZM91 177H92V176H91ZM94 177H95V176H93L92 179H94ZM112 177H113V179H114V176H112ZM152 177H153V176H152ZM261 177H262V176H261ZM9 178H10V177H9ZM12 178H13V177H12ZM48 178H49V177H47V179H48ZM62 178H61V179H62ZM75 178H76V177H75ZM84 178H85V177H84ZM86 178H88L87 180H90V179H91V178L89 179V177H87V176H86ZM101 178H102V177H101ZM117 178H118V177H117ZM132 178H133V176H132ZM132 178H130V179H132ZM150 178H151V177H150ZM17 179H18V178H17ZM40 179H41V178H40ZM40 179H38V180H40ZM52 179H53V180H51V178H50V180H47V182H48V181H52L53 184H57V183H58L57 180H59V179H57V180L54 179V178H52ZM96 179H97V178H96ZM122 179H124V178H122ZM127 179H128V178H127ZM130 179H128V180H130ZM187 179H188V178H187ZM68 180H69V179H68ZM72 180H73V178H72ZM76 180L79 181V179H76ZM80 180H81V179H80ZM87 180L85 179V181H87ZM97 180H98V179H97ZM132 180H133V179H132ZM152 180H154V179H152ZM160 180H161V179H160ZM195 180H196V179H195ZM5 181H6V180H5ZM30 181H31V180H30ZM90 181H91V180H90ZM113 181L116 182V180H113ZM118 181H119V180H118ZM118 181H117V182H118ZM166 181H167V180H166ZM192 181H193V180H192ZM31 182H32V181H31ZM45 182H46V181H45ZM47 182H46V183H47ZM62 182L64 183V181H61V183H62ZM65 182H66V181H65ZM74 182H75V181H74ZM81 182H82V181H81ZM83 182H84V181H83ZM91 182H92V181H91ZM94 182H95V181H94ZM114 182H112V183H114ZM123 182H125V180H124ZM135 182H136V181H135ZM200 182H201V180H200ZM241 182H244V181H241ZM10 183H12V182H10ZM50 183H51V182H50ZM59 183H60V182H59ZM61 183H60V184H61ZM63 183H62V184H63ZM71 183H72V181H71ZM84 183H85V182H84ZM98 183H99V182H98ZM118 183H119V182H118ZM17 184H18V183H17ZM44 184H45V183H44ZM62 184H61V185H62ZM76 184H77V182H76ZM96 184H97V183H96ZM116 184H117V183H116ZM153 184H154V183H153ZM19 185H20V184H19ZM39 185H40V184H39ZM39 185H38V186H39ZM61 185H58V186H61ZM89 185H91V184H89ZM112 185H113V184H112ZM117 185H118V184H117ZM120 185H121V184H120ZM128 185H131V184H128ZM175 185H176V184H175ZM241 185H242V184H241ZM25 186H26V185H25ZM46 186H47V185H46ZM48 186H49V185H48ZM48 186H47V188H48ZM50 186H52V185H50ZM50 186H49V187H50ZM73 186H74V185H73ZM76 186H77V185H76ZM79 186H80V185H79ZM99 186H100V185H99ZM101 186H102V185H101ZM122 186H123V185H122ZM124 186H125V185H124ZM140 186H141V185H140ZM143 186H144V185H143ZM146 186H147V185H146ZM150 186H151V185H150ZM160 186H161V185H160ZM65 187H66V186H65ZM77 187H78V186H77ZM113 187H114V186H113ZM116 187H117V186H115L114 188H116ZM157 187H158V186H157ZM37 188H38V187H37ZM58 188H59V187H58ZM60 188H61V187H60ZM60 188H59V189H60ZM111 188H112V187H111ZM118 188H119V185H118ZM128 188H129V187H128ZM141 188H142V187H141ZM38 189H39V188H38ZM38 189H37V190H38ZM51 189H52V187H51ZM51 189H49V190H51ZM59 189H58V190H59ZM67 189H68V188H67ZM73 189H74V187H73ZM126 189H127V188H126ZM168 189H169V188H168ZM172 189H173V188H172ZM31 190H32V189H31ZM61 190H62V189H61ZM70 190H71V188H70ZM88 190H89V188H88ZM117 190H118V189H117ZM120 190H121V189H120ZM165 190H166V189H165ZM165 190H164V191H165ZM188 190H189V189H188ZM20 191H22V190H20ZM44 191H45V190H44ZM64 191H65V190H64ZM66 191H67V190H66ZM101 191H102V190H101ZM130 191H132V189H131ZM157 191H158V190H157ZM4 192H5V191H4ZM6 192H8V191H6ZM28 192H29V191H28ZM33 192H34V191H33ZM46 192H47V191H46ZM48 192H51V191H48ZM58 192H60V191H58ZM78 192H79V191H78ZM93 192H94V191H93ZM102 192H103V191H102ZM102 192H100V193H102ZM200 192H201V191H200ZM200 192H199V193H200ZM2 193H3V192H2ZM83 193H84V192H83ZM86 193H87V192H86ZM94 193H95V192H94ZM115 193H116V192H115ZM201 193H202V192H201ZM11 194H12V193H11ZM50 194H52V193H50ZM62 194H63V193H62ZM73 194H74V193H73ZM126 194H128V193H126ZM215 194H216V193H215ZM233 194H234V193H233ZM252 194H253V193H252ZM20 195H21V194H20ZM20 195H19V196H20ZM44 195H45V194H44ZM57 195H59V193H57ZM57 195H56V197H57ZM70 195H72V194H70ZM88 195H90V194H88ZM224 195H225V194H224ZM226 195H227V194H226ZM230 195H231V194H230ZM239 195H240V194H239ZM72 196H73V195H72ZM86 196H87V194H86ZM198 196H200V195L198 194ZM203 196H204V195H203ZM240 196H241V195H240ZM248 196H251V195H248ZM23 197H24V196H23ZM38 197H39V196H38ZM56 197H55V198H56ZM75 197H76V196H75ZM77 197H78V195H77ZM79 197H80V196H79ZM217 197H218V196H217ZM217 197L215 196V198H217ZM40 198H41V197H40ZM70 198H71V197H70ZM70 198H69V199H70ZM87 198H88V197H87ZM199 198H200V197H199ZM202 198H203V197H202ZM211 198H212V197H211ZM7 199H8V198H7ZM11 199H12V198H11ZM48 199H49V197H48ZM57 199H58V198H57ZM69 199H68V201H69ZM83 199H84V198H83ZM85 199H86V198H85ZM185 199H186V198H185ZM238 199H239V198H238ZM244 199H245V198H244ZM30 200H31V199H30ZM40 200H41V199H40ZM44 200H45V199H44ZM72 200H73V199H72ZM105 200H106V199H105ZM38 201H39V200H38ZM45 201H47V200H45ZM53 201H54V200H53ZM60 201H61V200H60ZM70 201H71V200H70ZM215 201H216V199H215ZM238 201H239V200H238ZM23 202H24V201H23ZM31 202H32V201H31ZM36 202H37V201H36ZM40 202H42V201H40ZM47 202H48V201H47ZM56 202H57V201H56ZM61 202H62V201H61ZM217 202H218V201H217ZM217 202H216V203H217ZM219 202H220V201H219ZM219 202H218V204H219ZM240 202H241V201H240ZM249 202H250V201H249ZM16 203H17V202H16ZM34 203H35V202H34ZM58 203H59V201H58ZM221 203H222V202H221ZM242 203H244V202H242ZM246 203H247V202H246ZM24 204H25V203H24ZM24 204H23V205H24ZM38 204H39V203H38ZM42 204H43V203H42ZM45 204H47V203H45ZM72 204H73V203H72ZM82 204H83V203H82ZM240 204H241V203H240ZM247 204H248V203H247ZM79 205H80V204H79ZM202 205H203V204H202ZM233 205H234V204H233ZM20 207H21V206H20ZM43 207H44V205H43ZM45 207H46V206H45ZM129 207H130V205H129ZM201 207H202V206H201ZM219 207H220V206H219ZM221 207H222V206H221ZM221 207H220V208H221ZM257 207H258V206H257ZM41 208H42V207H41ZM102 208H103V207H102ZM127 208H128V207H127ZM136 208H137V207H136ZM139 208H140V207H139ZM172 208H173V207H172ZM209 208H210V207H209ZM222 208H223V207H222ZM222 208H221V210H222ZM30 209H31V208H30ZM32 209H33V208H32ZM42 209H44V208H42ZM106 209H107V208H106ZM130 209H131V208H130ZM181 209H182V208H181ZM227 209H228V208H227ZM98 210H99V209H98ZM107 210H108V209H107ZM179 210H180V209H179ZM9 211H10V210H9ZM16 211H17V210H16ZM36 211H37V210H36ZM43 211H44V210H43ZM104 211H105V210H104ZM157 211H158V210H157ZM14 212H15V211H14ZM34 212H35V211H34ZM94 212H95V211H94ZM101 212H102V210H101ZM127 212H128V211H127ZM16 213H17V212H16ZM31 213H32V212H31ZM38 213H39V212H37V214H38ZM92 213H93V212H92ZM105 213H106V212H105ZM134 213H135V212H134ZM206 213H207V212H206ZM224 213H225V212H224ZM33 214H34V213H33ZM33 214H32V215H33ZM222 214H223V213H222ZM41 215H42V214H41ZM94 215H96V214H94ZM102 215H104V214H102ZM114 215H115V214H114ZM117 215H118V214H117ZM136 215H137V214H136ZM148 215H149V214H148ZM195 215H196V214H195ZM42 216H43V215H42ZM44 216H45V215H44ZM63 216H64V215H63ZM112 216H113V215H112ZM193 216H194V215H193ZM197 216H198V215H197ZM30 217H31V216H30ZM64 217H65V216H64ZM96 217H97V216H96ZM124 217H125V216H124ZM62 218H63V217H62ZM26 219H27V218H26ZM40 219H42V218H40ZM60 219H61V218H60ZM85 219H86V218H84V221H85ZM90 219H91V218H90ZM94 219H95V217H94ZM126 219H127V217H126ZM189 219H190V217H189ZM189 219H188V220H189ZM225 219H226V218H225ZM12 220H13V219H12ZM20 220H21V219H20ZM43 220H44V218H43ZM51 220H52V219H51ZM185 220H186V219H185ZM29 221H30V220H29ZM48 221H49V220H48ZM87 221H88V220H87ZM94 221H95V220H94ZM99 221H100V220H99ZM106 221H107V220H106ZM158 221H159V220H158ZM175 221H176V220H175ZM26 222H27V221H26ZM36 222H37V221H36ZM111 222H112V221H111ZM126 222H128V221H126ZM21 223H22V222H21ZM52 223H53V222H52ZM118 223H119V222H118ZM122 223H123V222H122ZM148 223H149V222H148ZM178 223H179V222H178ZM25 224H26V223H25ZM38 224H39V223H38ZM50 224H51V223H50ZM87 224H88V223H87ZM101 224H102V223H101ZM104 224H105V223H104ZM164 224H165V223H164ZM185 224H186V223H185ZM31 225H33V224H31ZM35 225H36V223H35ZM40 225H41V224H40ZM145 225H146V224H145ZM150 225H151V224H150ZM189 225H190V223H189ZM45 226H46V224H45ZM47 226H49V225H47ZM109 226H110V225H109ZM128 226H129V225H128ZM173 226H174V225H173ZM50 227H51V226H50ZM103 227H104V226H103ZM118 227H119V226H118ZM189 227H190V226H189ZM32 228H33V227H32ZM44 228H45V227H44ZM44 228L41 227L42 230H43ZM72 228H74V227H72ZM90 228H91V227H90ZM144 228H145V227H144ZM195 228H196V227H195ZM41 229H40V230H41ZM45 229H46V228H45ZM65 229H66V228H65ZM130 229H131V228H130ZM202 229H203V228H202ZM66 230H67V229H66ZM177 230H178V229H177ZM84 231H85V230H84ZM107 231H108V230H107ZM35 232H36V231H35ZM141 232H142V231H141ZM199 232H200V231H199ZM207 232H208V231H207ZM40 233H41V232H40ZM86 233H87V231H86ZM120 233H121V232H120ZM18 234H19V233H18ZM58 234H59V233H58ZM61 234H62V233H61ZM76 234H77V233H76ZM174 234H175V233H174ZM59 235H60V234H59ZM62 235H63V234H62ZM162 235H163V234H162ZM57 236H58V235H57ZM66 236H67V235H66ZM196 236H197V235H196ZM107 237H108V236H107ZM122 237H123V236H122ZM143 237H144V236H143ZM179 237H180V236H179ZM61 238H62V237H61ZM79 238H80V237H79ZM86 238H87V237H86ZM97 238H98V237H97ZM115 238H116V237H115ZM148 238H149V237H148ZM177 238H178V237H177ZM91 239H92V238H91ZM103 239H104V238H103ZM122 239H123V238H122ZM124 239H125V238H124ZM163 239H164V238H163ZM175 239H176V238H175ZM209 239H210V238H209ZM48 240L50 241V239H48ZM66 240H67V239H66ZM73 240H74V239H73ZM89 240H90V239H89ZM95 240H96V239H95ZM170 240H171V239H170ZM205 240H206V239H205ZM63 241H64V240H63ZM71 241H72V240H71ZM104 241H105V240H104ZM111 241H112V240H111ZM152 241H153V240H152ZM85 242H86V241H85ZM105 242H106V241H105ZM119 242H120V241H119ZM181 242H183V239H182ZM185 242H186V241H185ZM46 243H47V242H46ZM55 243H57V242H55ZM65 243H66V242H65ZM74 243H76V242H74ZM95 243H96V242H95ZM47 244H48V243H47ZM150 244H151V243H150ZM150 244H149V246H150ZM204 244H205V243H204ZM21 245H22V244H21ZM53 245H54V244H53ZM57 245H60V244L57 243ZM68 245H69V244H68ZM184 245H185V243H184ZM14 246H15V245H14ZM49 246H50V245H49ZM66 246H67V244H66ZM76 246H77V245H76ZM119 246H120V245H119ZM141 246H143V245H141ZM195 246H197V245H195ZM205 246H206V245H205ZM55 247H56V244H55ZM63 247H64V246H63ZM63 247H62V248H63ZM101 247H102V246H101ZM135 247H136V246H135ZM144 247H145V246H144ZM147 247H148V246H147ZM177 247H179V246H177ZM191 247H192V246H191ZM202 247H203V246H202ZM202 247H201V250H203ZM15 248H16V247H15ZM20 248H21V247H20ZM25 248H26V247H25ZM62 248H61L60 251H62ZM74 248H75V247H74ZM76 248H77V247H76ZM108 248H109V247H108ZM172 248H173V246H172ZM195 248H196V247H195ZM199 248H200V247H199ZM206 248H208V246H206ZM11 249H13V248H11ZM11 249H10L9 251H11ZM102 249H103V248H102ZM110 249H111V248H110ZM114 249H115V248H114ZM126 249H127V248H126ZM142 249H143V248H142ZM142 249H141V250H142ZM14 250H15V249H14ZM111 250H112V249H111ZM116 250H117V249H116ZM193 250H195V249H193ZM9 251H8V252H9ZM49 251H50V250H49ZM76 251H77V250H76ZM184 251H185V250H184ZM12 252H13V250H12ZM12 252H11V253H12ZM14 252H15V251H14ZM23 252H24V251H23ZM23 252H22V253H23ZM35 252H36V251H35ZM46 252H47V251H46ZM53 252H54V251H53ZM71 252H72V254H73V251H71ZM71 252H70V253H71ZM115 252H116V251H115ZM121 252H122V250H121ZM126 252H127V251H126ZM148 252H149V251H148ZM186 252H188V251H186ZM198 252H199V250H198ZM204 252H206V250H204ZM42 253H43V252H42ZM42 253H41V254H42ZM57 253H58V252H57ZM59 253H60V252H59ZM61 253H62V252H61ZM70 253H69L68 256L71 255ZM99 253H100V252H99ZM103 253H104V251H103ZM109 253H110V251H109ZM124 253H125V252H124ZM179 253H180V252H179ZM13 254H14V253H13ZM17 254H18V253H17ZM20 254H21V253H20ZM27 254H28V252H27ZM35 254H36V253H35ZM37 254H38V253H37ZM53 254H54V253H53ZM62 254H63V253H62ZM74 254H76V252H75ZM79 254H80V253H79ZM94 254H95V253H94ZM97 254H98V252H97ZM145 254H146V253H145ZM185 254H186V253H185ZM190 254H191V253H190ZM198 254H200V253H197L196 258L199 256ZM202 254H203V253H201V255H202ZM31 255H32V254H31ZM51 255H52V253H51ZM59 255H60V254H59ZM81 255H82V253H81ZM111 255H112V254H111ZM124 255H125V254H124ZM129 255H130V254H129ZM183 255H184V253H183ZM201 255H200V256H201ZM19 256H20V255H19ZM22 256H24V255H22ZM25 256H27V255H25ZM28 256H29V255H28ZM54 256L56 257V255H54ZM57 256H58V255H57ZM64 256H65V255H64ZM97 256H98V255H97ZM176 256H177V255H176ZM181 256H182V255H181ZM37 257H39V256L37 255ZM62 257H63V256H62ZM73 257H74V256H73ZM120 257H121V256H120ZM186 257H187V256H186ZM13 258H14V256H13ZM30 258H31V257H30ZM33 258H34V257H33ZM45 258H46V257H45ZM64 258H65V257H64ZM79 258H80V257H79ZM81 258H83V257H81ZM182 258H183V257H182ZM22 259H23V258H22ZM52 259H53V258H52ZM62 259H63V258H62ZM69 259H70V258H69ZM71 259H72V258H71ZM71 259H70V261H71ZM95 259H96V258H95ZM99 259L102 260L101 257H100ZM115 259H116V258H115ZM122 259H123V258H122ZM189 259H190V258H189ZM191 259H192V258H191ZM191 259H190V260H191ZM60 260H61V259H60ZM66 260H68V259H66ZM66 260H65V261H66ZM96 260H97V259H96ZM96 260H94V261H96ZM104 260H105V259H104ZM116 260H117V259H116ZM185 260H186V259H185ZM31 261H32V260H31ZM31 261H30V262H31ZM41 261H42V260H41ZM41 261H40V262H41ZM46 261H47V260H46ZM46 261H45V262H46ZM49 261H50V260H49ZM70 261H69V262H70ZM72 261H73V260H72ZM98 261H99V260H98ZM186 261H188V260H186ZM15 262H16V261H14V263H15ZM38 262H39V261H38ZM57 262H58V261H57ZM76 262H77V261H76ZM78 262H79V261H78ZM80 262H82L81 259H80ZM100 262H101V261H100ZM114 262H116V261H114ZM183 262H184V261H183ZM50 263H51V262H50ZM73 263H74V262H73ZM73 263H71V264H73ZM92 263H93V262H92ZM92 263H91V264H92ZM98 263H99V262H98ZM111 263H112V262H111ZM184 263H185V262H184ZM186 263H187V262H186ZM27 264H28V263H27ZM35 264H36V263H35ZM45 264H46V263H45ZM47 264H48V263H47ZM51 264H52V263H51ZM57 264H58V263H57ZM60 264H61V262H60ZM62 264H63V263H62ZM64 264H65V263H64ZM66 264H67V263H66ZM75 264H77V263H75ZM83 264H84V263H83Z\"/></svg>",
	"mask_w": 264,
	"mask_h": 264
}]
</instances>
